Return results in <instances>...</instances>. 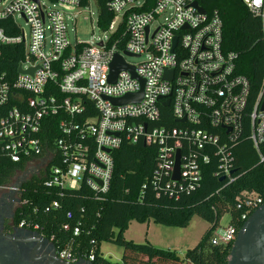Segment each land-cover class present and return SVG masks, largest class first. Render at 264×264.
Segmentation results:
<instances>
[{"label":"built area","instance_id":"obj_1","mask_svg":"<svg viewBox=\"0 0 264 264\" xmlns=\"http://www.w3.org/2000/svg\"><path fill=\"white\" fill-rule=\"evenodd\" d=\"M50 1L51 7L40 0H0V59L17 56L0 69V162L22 167L10 182L0 183L3 204L12 202L14 211L26 205L21 184L32 175L58 194L84 185L103 201L113 168L111 151L123 141L155 147L152 173L141 186L148 184L155 196L198 189L211 156L213 175L221 178L218 194L239 177L234 147L245 134L258 162H264V51L259 86L250 101L249 82L235 71L236 54L222 50L216 10L207 13L195 0H105L111 16L102 27L100 0H93L95 22L108 35L88 43L75 35L69 40L64 14L90 0ZM241 2L259 18L264 44V0ZM114 56L129 68L109 81ZM124 95L134 98L112 101ZM46 137L52 138L49 145ZM177 151L178 179L173 180ZM263 202L264 192L240 190L234 197V208L240 210L235 219L244 221ZM57 206L53 199L44 210ZM223 214L229 222L220 227ZM220 217L209 235L212 245L232 243L238 230L229 211ZM16 225L44 237L28 217ZM78 232L77 225L71 227L72 235ZM55 253L66 262L78 260L70 240ZM92 259L90 252L85 260Z\"/></svg>","mask_w":264,"mask_h":264},{"label":"trees","instance_id":"obj_2","mask_svg":"<svg viewBox=\"0 0 264 264\" xmlns=\"http://www.w3.org/2000/svg\"><path fill=\"white\" fill-rule=\"evenodd\" d=\"M207 13L216 10L221 19V47L223 51H233L235 71L249 82L250 101L253 99L261 78L264 44L261 40L260 20L253 15L241 0H195ZM98 25L105 27L110 13L105 8V0H100ZM17 56L0 59V69L13 64ZM172 124V120H169ZM52 138L44 140L49 145ZM156 149L141 142L131 144L123 141L111 151L113 168L108 191L103 201L93 198L91 191L82 185L76 190H63L61 194L41 185L42 178L32 175L21 184V198L28 203L15 209L13 221L18 223L25 216L36 222L45 238L58 251L70 240L72 252L78 259L93 255L91 264H115L102 256L100 242H112L122 248V264H227L231 243L212 245L209 235L224 211L230 212V221L239 227L242 220H236L240 210L234 208V197L242 189L264 192V162L257 156L246 134L242 135L234 147V165L239 177L218 190L221 186L217 176L214 156L204 165L201 185L195 191L177 197L155 196L154 190L146 184L154 167ZM20 164L0 162V183L11 181ZM57 191V190H56ZM58 206L44 208L51 200ZM66 212L70 217H66ZM198 216L209 223L192 248L184 251L182 257L174 250L163 249L148 241L135 243L122 236L129 221L185 227L192 216ZM68 223L67 229L62 228ZM78 226V234L72 235L71 227ZM114 229L116 230L114 232Z\"/></svg>","mask_w":264,"mask_h":264},{"label":"rangeland","instance_id":"obj_3","mask_svg":"<svg viewBox=\"0 0 264 264\" xmlns=\"http://www.w3.org/2000/svg\"><path fill=\"white\" fill-rule=\"evenodd\" d=\"M46 7H51L50 0H40ZM97 8L90 0L88 5L77 7L71 11H66L64 14V21L66 23V31L69 40L75 39L88 43H96L99 39L104 40L108 35V31L105 28L99 27L96 22ZM18 23L26 31L27 28L21 19H17ZM154 24L151 25V28ZM145 56L139 58H128L129 61H138ZM27 63H22V67H25ZM153 224L150 239L155 243L156 247L163 249L174 250L179 256L182 257L184 251L188 248H192L198 241L200 235L209 226V223L202 218L194 215L189 220L185 227H173L157 224L148 220ZM229 222L228 214H223L219 219V226L224 227ZM138 224L135 221H131L127 225V230L122 233V236L126 240H132L135 243H142L145 240L144 231L145 227ZM150 226V225H149ZM116 230L114 229V232ZM99 251L103 257L109 259L115 264H122L120 260L122 248L112 242H100ZM185 264V263H183Z\"/></svg>","mask_w":264,"mask_h":264},{"label":"water","instance_id":"obj_4","mask_svg":"<svg viewBox=\"0 0 264 264\" xmlns=\"http://www.w3.org/2000/svg\"><path fill=\"white\" fill-rule=\"evenodd\" d=\"M192 5L198 9V11L203 12L204 10L197 6L196 2ZM175 38L173 39V41ZM110 73L109 81H113L117 71L123 68H129L125 65L121 58L114 56L109 64ZM31 71V70H29ZM167 79H170V72L165 74ZM140 97V92L135 95V98ZM134 96L124 95L122 97L112 99L115 103H125L129 101ZM166 104V103H164ZM264 107V104L262 105ZM172 179H178V151L176 153L174 170L172 173ZM221 179V178H219ZM3 206V201L0 198V206ZM26 234V235H24ZM7 239L14 242L30 243L37 242V244L48 243V240L39 236L37 232L23 229L13 228L10 233L5 234ZM21 235V236H20ZM26 236V237H25ZM52 264H91V262L85 259H78L75 262H66L59 259L53 253ZM227 264H264V202L256 207L242 222L241 226L236 232L235 238L231 243V247L227 256Z\"/></svg>","mask_w":264,"mask_h":264},{"label":"flooded vegetation","instance_id":"obj_5","mask_svg":"<svg viewBox=\"0 0 264 264\" xmlns=\"http://www.w3.org/2000/svg\"><path fill=\"white\" fill-rule=\"evenodd\" d=\"M13 214L12 202L0 206V264H52L53 253L56 255V250L49 239L43 237L48 243L40 244L35 241L22 243L7 239L5 234L10 233L13 228L20 231L27 229L17 227L13 221Z\"/></svg>","mask_w":264,"mask_h":264},{"label":"crops","instance_id":"obj_6","mask_svg":"<svg viewBox=\"0 0 264 264\" xmlns=\"http://www.w3.org/2000/svg\"><path fill=\"white\" fill-rule=\"evenodd\" d=\"M131 221H134V220H131ZM129 221V223L131 222ZM136 222V221H135ZM138 223V222H137ZM150 222L149 221H146L144 223H138V224H135V225H143L144 224V227H145V231H144V236H145V239L146 241L150 242L152 245L155 244L151 239H150V234H151V229L154 228V226H152L153 224H149ZM150 225V226H149ZM187 226V225H186ZM127 228L124 230L126 231ZM123 231V232H124Z\"/></svg>","mask_w":264,"mask_h":264}]
</instances>
